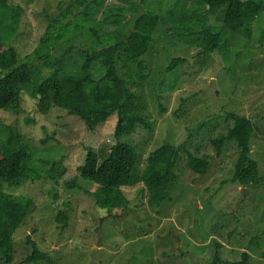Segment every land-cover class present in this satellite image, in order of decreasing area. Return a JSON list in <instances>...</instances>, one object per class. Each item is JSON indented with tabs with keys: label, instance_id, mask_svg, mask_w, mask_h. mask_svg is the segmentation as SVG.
I'll return each mask as SVG.
<instances>
[{
	"label": "rangeland",
	"instance_id": "1",
	"mask_svg": "<svg viewBox=\"0 0 264 264\" xmlns=\"http://www.w3.org/2000/svg\"><path fill=\"white\" fill-rule=\"evenodd\" d=\"M74 1L7 0L10 7L20 6L25 11L7 48H17L23 61L39 63L30 55L46 32L47 14L54 18ZM94 1L87 0L86 5L75 9L68 21L76 22V14L87 5H97ZM186 2L189 16L198 13L186 27L197 26V19L204 15L209 24L222 26L225 7L210 14L197 0H106L98 11L96 8L95 21L108 31L118 29L110 23L123 8L121 25L130 23V29L149 11L163 17L151 55L146 57L152 72L144 90L138 92L153 130L140 127L122 139L140 154L136 182L124 188L128 200L125 208L110 211L100 207L95 196L100 185L80 175L90 150L100 151L104 158L117 143V114L96 131L57 107L41 114L32 91L34 85L24 90L19 112L0 109V141L8 139V128L12 127L36 147L34 164L40 170V177L9 190L16 198H31L35 203L14 235V260L9 264H18L31 254L29 237L51 255L55 264H217V251L225 261H242L247 253V264H264V10L248 32H228V42L222 48L202 54L198 45L168 33L175 26L170 22L174 21L170 10L179 7L175 12L180 14ZM75 44L73 53L91 46L83 37ZM62 45L68 47L67 42ZM94 71L97 77L104 74L99 63ZM185 100V113L175 115ZM232 113L246 116L256 125L250 156L259 164L261 180L247 187L233 181L236 143L225 144L220 153L213 143L234 126ZM167 142L176 146L186 142L176 168L180 179L172 200L152 208L147 205L141 179L144 161ZM190 155L210 161L206 174L189 168ZM54 169L56 179L51 177ZM75 181L79 187L69 186ZM64 209L69 212L67 225L58 220Z\"/></svg>",
	"mask_w": 264,
	"mask_h": 264
},
{
	"label": "trees",
	"instance_id": "2",
	"mask_svg": "<svg viewBox=\"0 0 264 264\" xmlns=\"http://www.w3.org/2000/svg\"><path fill=\"white\" fill-rule=\"evenodd\" d=\"M34 1L28 0L29 3ZM93 3L97 5H87L84 11L76 14V22L68 20L75 9L79 10L87 4V0L74 1L54 18L47 14L46 32L30 55L40 61L35 63L23 61L17 48H7V43L16 37L25 11L20 6L10 7L7 0H0V109L19 112L24 90L34 85L32 91L41 114L47 115L57 107L77 116L91 131H96L102 123L117 114V143L104 158L100 151L90 150L85 163L80 166V175L100 185L95 194L100 207L110 211L121 210L128 204L124 188L136 182L140 160L136 147L122 139L125 135L131 136L140 127L149 132L153 130V121L146 108L141 106L138 92L144 90L152 72L146 57L151 55L154 35L163 17L149 11L140 15L130 29V23L121 25L125 12L123 8L119 15L114 16L119 17L110 23L119 26L118 29L108 31L95 21L96 8L98 11L106 0H95ZM197 4L208 7L210 14L225 7L222 26L209 24L204 15L203 19H197L202 29L199 23L194 28L186 27L193 22V16H198L197 12L189 16L186 2L180 14L175 12L179 7L170 10V16L174 19L170 22H174L175 26L168 33L182 37L192 46L198 45L202 54L222 48L224 42H228V32H248L264 10L262 0H197ZM198 27L200 30H197ZM80 37L89 39L91 46L73 53L77 48L76 40ZM63 42H67V48L63 47ZM100 45L102 48H98ZM98 63L104 71L100 77L94 71ZM185 111L186 100L175 115L182 117ZM231 116L234 126L213 143L220 153L225 144L235 142L238 159L233 181L242 187L257 184L261 180L259 164L250 156L256 125L246 116L235 113ZM8 131V139L0 141V264H9L14 260V235L35 207L33 199L20 200L9 190L40 177V170L34 164L36 147L28 144L25 137L15 133L12 127ZM43 142L46 143L45 140ZM186 146V142L178 146L167 142L145 159L141 179L149 207L159 208L172 200L173 189L179 181L176 168ZM188 166L192 171L204 175L209 170L210 161L190 155ZM51 177H58L55 169ZM76 181L69 186L79 187ZM58 220L67 225L69 212L65 209L60 211ZM28 243L33 251L18 264H55L51 255L42 251L30 237ZM248 258L249 255L245 253L242 261L229 262L223 260L217 251L214 263L247 264Z\"/></svg>",
	"mask_w": 264,
	"mask_h": 264
},
{
	"label": "bare ground",
	"instance_id": "3",
	"mask_svg": "<svg viewBox=\"0 0 264 264\" xmlns=\"http://www.w3.org/2000/svg\"><path fill=\"white\" fill-rule=\"evenodd\" d=\"M263 35H264V33H263ZM179 179H180V178H179ZM245 186H246V185H245ZM245 186H244V187H245ZM217 248H218V247H217ZM217 248H215V250H217ZM220 248H221V247H220ZM215 250H214V251H215ZM219 250H220V249H219Z\"/></svg>",
	"mask_w": 264,
	"mask_h": 264
}]
</instances>
